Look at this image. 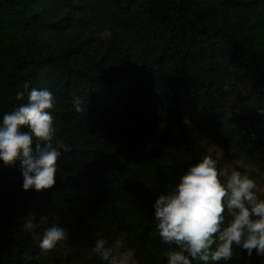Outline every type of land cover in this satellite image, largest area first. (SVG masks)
Instances as JSON below:
<instances>
[{
    "label": "trees",
    "instance_id": "trees-1",
    "mask_svg": "<svg viewBox=\"0 0 264 264\" xmlns=\"http://www.w3.org/2000/svg\"><path fill=\"white\" fill-rule=\"evenodd\" d=\"M33 88L68 151L41 193L0 161V264H106L95 241L120 232L137 264H167L153 205L202 161L199 139L264 172V0H0V122ZM54 224L67 238L44 252Z\"/></svg>",
    "mask_w": 264,
    "mask_h": 264
},
{
    "label": "clouds",
    "instance_id": "clouds-1",
    "mask_svg": "<svg viewBox=\"0 0 264 264\" xmlns=\"http://www.w3.org/2000/svg\"><path fill=\"white\" fill-rule=\"evenodd\" d=\"M24 88H29L28 83ZM24 97V92L16 95L17 100ZM72 104L77 113L85 111L79 97ZM55 105L51 91L33 88L27 92V102L5 113L0 122V161L5 167L20 163L25 192L52 189L57 161L62 150L68 151V145L56 135L52 116ZM257 111L264 115V109ZM259 192L248 174L234 168L220 169L211 156L187 168L179 182L169 185L153 205L156 230L168 246L162 253L167 264L228 262L234 247L246 251L249 258L254 251L264 257V199ZM35 220L30 216L24 227L33 230ZM67 235L65 228L54 224L44 230L40 248L50 252ZM127 235L120 232L111 247L107 239H96L92 252L106 264H137L133 250L125 249Z\"/></svg>",
    "mask_w": 264,
    "mask_h": 264
},
{
    "label": "rangeland",
    "instance_id": "rangeland-1",
    "mask_svg": "<svg viewBox=\"0 0 264 264\" xmlns=\"http://www.w3.org/2000/svg\"><path fill=\"white\" fill-rule=\"evenodd\" d=\"M195 135V134H194ZM193 138H196V135ZM201 147L204 148L205 153L203 154V158L205 156H211L214 160L217 161V167L222 169L225 167L234 168L242 173L248 174L250 178L256 181L257 187L260 189L258 195L262 196L264 194V172L259 171L253 166L247 165L239 160L230 159L227 155L224 154L220 149H217L211 145H204L205 140L201 138L197 141Z\"/></svg>",
    "mask_w": 264,
    "mask_h": 264
}]
</instances>
